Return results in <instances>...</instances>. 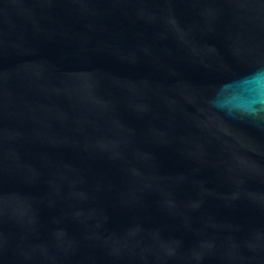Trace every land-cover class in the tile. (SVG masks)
Returning <instances> with one entry per match:
<instances>
[{
  "label": "water",
  "instance_id": "95a60500",
  "mask_svg": "<svg viewBox=\"0 0 264 264\" xmlns=\"http://www.w3.org/2000/svg\"><path fill=\"white\" fill-rule=\"evenodd\" d=\"M0 264H264V0H0Z\"/></svg>",
  "mask_w": 264,
  "mask_h": 264
}]
</instances>
